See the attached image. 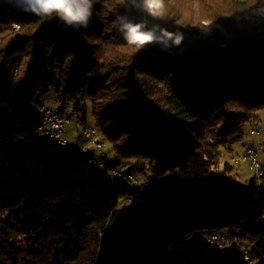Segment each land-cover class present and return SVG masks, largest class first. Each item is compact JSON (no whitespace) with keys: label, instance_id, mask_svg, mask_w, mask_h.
I'll return each instance as SVG.
<instances>
[{"label":"trees","instance_id":"16d2710c","mask_svg":"<svg viewBox=\"0 0 264 264\" xmlns=\"http://www.w3.org/2000/svg\"><path fill=\"white\" fill-rule=\"evenodd\" d=\"M93 3L88 27L74 28L56 14L22 11L24 0H0V264H249L222 249L227 237L252 244V259L264 264V189L255 176L247 188L228 178L235 163L218 169L222 148L232 152L243 125L264 113V34L165 46L134 0ZM139 4L176 35L264 25H247L264 0H164L162 17ZM120 16L154 30L156 41L128 43ZM51 87L62 113L90 104L115 155L102 153L109 168L138 160L153 183L175 190L149 201L43 145L40 95ZM147 203L145 223L125 233ZM213 234L224 241H210Z\"/></svg>","mask_w":264,"mask_h":264},{"label":"rangeland","instance_id":"374dc122","mask_svg":"<svg viewBox=\"0 0 264 264\" xmlns=\"http://www.w3.org/2000/svg\"><path fill=\"white\" fill-rule=\"evenodd\" d=\"M40 100H42L44 103H46L49 107L57 110L60 109L61 104L58 102L57 99V92L54 87H51L49 92L41 94ZM89 109L87 112H80L74 109L72 104H67L64 108L63 114L68 119L64 128V136L67 137V139L70 142L77 143V146L80 147L82 145H85L88 143V147L86 148L87 151L93 150V153L97 154L95 145L90 142V138L86 135L85 130L86 128H94L96 130V138L104 143V147L102 149V153H104L108 158L113 161L115 159V155L113 153V149L111 146V143L104 137V135L101 132V129L97 122L95 121V118L90 111V104ZM252 130H255L252 132ZM264 146V113L259 112L258 116L255 117V119L248 121L245 123L242 127V133L240 135V138L233 143V151L230 152L228 150V147L222 148L223 150V156L221 159V163L218 167V169L224 173V164L225 162H229L231 164H234L233 158L237 155L242 154L247 148L249 147H257ZM75 148V147H73ZM260 152L263 151V149H260ZM123 172H133L135 173L140 179L148 178L150 179L151 176L146 175L141 168L139 167V161H124V164L119 167ZM255 170L250 166L249 162L242 161L239 163L234 164V169L230 173H226V176L228 178L236 179L239 181V183L242 184L243 188H247L250 184V180L255 176ZM168 181L174 182V175L167 174ZM108 176L110 177L112 183L115 185V187H118L120 183H122L125 179L124 177H118L117 175L113 174L111 171L108 172ZM177 180V175H176ZM176 185H177V181ZM173 195V194H172ZM149 203H147L139 212H137L135 215H133L132 223L126 222L124 229L125 233H129L139 227H141L145 221H146V214L148 213ZM208 232H202L200 235L203 237H208ZM228 237L222 241H224L223 250H226L224 247L227 248L228 256H230L233 252L237 253L238 258H243L245 251L251 252L254 248V246L250 243H234L231 240H227ZM249 264H256L255 259L253 258V263Z\"/></svg>","mask_w":264,"mask_h":264},{"label":"built area","instance_id":"2783aa9c","mask_svg":"<svg viewBox=\"0 0 264 264\" xmlns=\"http://www.w3.org/2000/svg\"><path fill=\"white\" fill-rule=\"evenodd\" d=\"M264 23V13L258 12L256 15L252 16L247 25L255 26L258 24ZM228 42H222L221 45H226ZM67 118L64 116L62 112L59 110H55L51 107H45L42 114V124L40 125V129L42 130V144H54L60 149L67 151L71 156L80 157L85 160L89 165H91L95 169H99L105 172L111 171L113 174L117 176L124 177L125 181L144 193L146 198L150 201L158 192H173L175 190L174 183H160L155 184L151 179L143 178L140 179L135 173L128 172L125 173L121 169L118 168H109L107 165L104 155L102 154V149L104 147V143L99 141L95 134L96 130L94 128H86L85 133L90 138V142L93 143L101 154H93L87 155L84 151H77L72 149L69 146V140L64 136V128L67 122ZM254 132V131H252ZM260 149H263L260 152ZM257 147H249L242 154L237 155L233 158L235 163H239L242 161L249 162L250 166L255 170V179L258 184L259 189H264V146ZM225 237L223 235L213 234L210 237V241L221 242ZM244 259L253 263V259L251 253L249 251H245Z\"/></svg>","mask_w":264,"mask_h":264},{"label":"clouds","instance_id":"9594fccd","mask_svg":"<svg viewBox=\"0 0 264 264\" xmlns=\"http://www.w3.org/2000/svg\"><path fill=\"white\" fill-rule=\"evenodd\" d=\"M142 3L150 15L162 17L164 0H142ZM93 7V0H24L22 11L37 16L56 14L69 27L87 28L93 14ZM118 20L119 30L128 43L142 45L156 41V32L146 29L145 25L134 23L126 16H120ZM160 31L161 43H165V46H167L166 41L179 45L183 39L182 35L170 33L165 29Z\"/></svg>","mask_w":264,"mask_h":264},{"label":"water","instance_id":"95a60500","mask_svg":"<svg viewBox=\"0 0 264 264\" xmlns=\"http://www.w3.org/2000/svg\"><path fill=\"white\" fill-rule=\"evenodd\" d=\"M134 3H135L137 10L139 11L143 19L145 20V22L162 35L160 29L156 27L157 25L149 19L148 14L140 7L139 0H134ZM260 34H264V25L257 27V28L243 30V31H235V30L224 31L210 38H204V37H198V36H192V35L183 36V39L181 42L195 43V44L222 43V42H227L228 40H231L234 38L257 36Z\"/></svg>","mask_w":264,"mask_h":264},{"label":"crops","instance_id":"0c3cea01","mask_svg":"<svg viewBox=\"0 0 264 264\" xmlns=\"http://www.w3.org/2000/svg\"><path fill=\"white\" fill-rule=\"evenodd\" d=\"M71 143H73L72 145H73V147H75V149L87 151L86 148L88 147V143H86L85 145H82L80 147H78L77 143H75V142H71ZM91 152H93V150H91Z\"/></svg>","mask_w":264,"mask_h":264}]
</instances>
